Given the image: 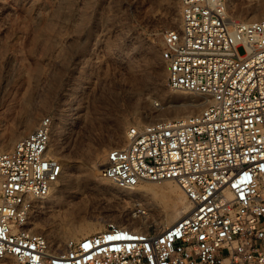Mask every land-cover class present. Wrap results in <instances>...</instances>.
Listing matches in <instances>:
<instances>
[{
	"label": "built area",
	"instance_id": "2783aa9c",
	"mask_svg": "<svg viewBox=\"0 0 264 264\" xmlns=\"http://www.w3.org/2000/svg\"><path fill=\"white\" fill-rule=\"evenodd\" d=\"M181 30L165 33L167 84L211 100L187 121L128 129L101 175L118 187L171 179L192 203L174 225L148 232L109 224L56 253L36 232L62 174L47 156L50 117L0 152V260L14 264H264V20L242 23L227 0H180Z\"/></svg>",
	"mask_w": 264,
	"mask_h": 264
},
{
	"label": "rangeland",
	"instance_id": "374dc122",
	"mask_svg": "<svg viewBox=\"0 0 264 264\" xmlns=\"http://www.w3.org/2000/svg\"><path fill=\"white\" fill-rule=\"evenodd\" d=\"M58 1L0 0V141L13 136L7 151L21 139L12 134L27 115L36 121L32 132L42 118H51L50 155L62 161L65 184L87 191L83 200L60 209L65 220L75 221L92 209L110 215L128 209L127 200L116 195L122 190L111 188L116 193L111 196L104 189L115 185L100 171L107 153L126 144L129 128L157 117L171 121L172 116H157L162 108L189 111L191 117L204 106L194 107L201 97L167 85L165 33L180 26V0H71L70 19H56ZM251 4L258 6L247 12ZM263 5L264 0H229V13L248 22L242 18ZM118 136L123 141L114 145ZM97 157L102 164L89 174ZM146 212L145 225L157 228L152 212ZM40 213L36 229L48 219L45 210ZM109 224L127 222L112 219L100 230Z\"/></svg>",
	"mask_w": 264,
	"mask_h": 264
},
{
	"label": "bare ground",
	"instance_id": "6f19581e",
	"mask_svg": "<svg viewBox=\"0 0 264 264\" xmlns=\"http://www.w3.org/2000/svg\"><path fill=\"white\" fill-rule=\"evenodd\" d=\"M254 6H258V5H255V4L248 5V6H246L245 10L247 12L251 11L252 8H254ZM180 9H181V1H180ZM72 13H73V8H72L71 0H60L58 7L55 11V16L57 17L56 19H59V18L70 19V17L72 16ZM227 14L232 20H235L231 16V14L229 13V0H227ZM242 19H243V21H248V22H242V23L255 22V20L256 21H258V20L263 21L264 20V5L261 7L259 12H257L256 14L253 12L252 13L250 12L248 15H246ZM235 21H237V20H235ZM237 22H239V21H237ZM181 28H182V17H181L180 26L175 30H181ZM165 46H166V44H165ZM162 56H163V53H162ZM167 77H168V70H167ZM183 92H185V91H183ZM187 93L199 96V98L201 97L200 99H202V101L199 104H195L194 107H201V106L205 107V106H207V104H209L211 102V100L205 96H201V95H198L195 93H190V92H187ZM30 98L28 100L31 101ZM25 101H27V100H25ZM26 104H27V102H26ZM28 107H30V106H28ZM24 110H25V108H24ZM159 111L160 112L157 116H166V115L172 116V117H168V119H170L171 121H173V119H175L177 121H187V120L193 118L194 116H196V114H195V115H192L190 117V116H188V113H190L189 111H179V110H173L171 108H162ZM200 111L197 114H199ZM191 113H192V111H191ZM152 116H154V118L157 117L156 115H153V114H152ZM146 117H147V115H146ZM148 118H150V117H148ZM159 119H162V118L157 117L156 120H158V121H156V120H154V121H156V122L167 121V120H159ZM35 124H36L35 118L27 115V117H25L24 124L22 125L21 129L17 130L16 132H14L12 134V135H14V137H20L21 139L16 140L12 144L11 148L7 151H10L11 149H13L16 142H18V141L26 138L28 135H30L32 133V130L35 127ZM142 126H145V125H142ZM142 126H136V127H142ZM54 128L55 127L53 126V122H52V131L50 134V142H51V136L54 132ZM58 132H59V129H58ZM24 134H26V135H24ZM12 140H13V136H9L7 138V140L0 141L1 142L0 143V151H3L5 149V147ZM122 141H123V137L118 136L115 139H113V144L119 145ZM127 141H128V133H126V143H127ZM50 142H49V146H48L47 156H50L51 158H53L54 160H57L61 164L62 174L46 197H44L42 199L35 200L36 205L42 207V208H40L39 213L41 211L43 212L45 210L46 217H48V219L46 222H43L44 223L43 226H39V227H37V229L34 227L33 228L36 232H38V233H40L46 237L48 245L56 253L65 251L67 249V246L70 243V241L101 233L102 230H100V228L102 226V223H109V222H111L112 219L127 222V224L123 226L124 228L133 229V230H136L138 232H148V227L145 225V223L143 221V219L148 218V215H147L148 213L146 212V209H147V210L151 211L153 214L152 218L155 222V225L157 226V228H155V229L157 231H161V230H164V229L174 225L177 221H179L180 219H182L183 217L188 215L189 212L191 211L192 203L190 202L189 198L187 197L184 189L174 180L165 179V180H163L164 182H161L162 180L161 181L142 180V181H140V183H138L135 186L121 188V187H118L112 180H110L106 177H103L100 173V175L103 179H107V180L111 181V183H113V185H115V188L114 187H110V188L104 187L105 190H108L109 192H111V196H113L112 193H115V192H112L111 188L113 189V191H116L115 189H119V190L123 191L122 193H119V194L116 191L117 194L116 193L115 194L122 197V198L124 197L127 200V202L125 203V205H126L125 208H128L129 210L127 209L125 211H118V212L116 211L117 213L110 215V214H105V213L100 212V211H99V213H97V212H95L96 210L94 211L92 209V210H89V212L87 211L88 213L85 212L87 214L78 220H75V221L65 220V218L60 213V209H62V207L65 204L73 203L74 200L77 198L81 199L84 195L87 194L86 193L87 191H86V189H82V188L73 190L71 186L65 184V181H67V177H66L67 175L65 174V172L63 170L62 161L59 160L57 158V156L50 155V153H51L50 148L52 146V144ZM7 151H3V152H7ZM108 153H107V157H108ZM106 161H107V158H106ZM101 164H102V158L97 157L96 160L94 161V164L88 169L89 174L93 173V172L96 173L98 171V168L101 166ZM144 181H148V182H146L145 184H142V182H144ZM171 182H175L179 187L172 184ZM100 186L101 185H99L98 187H100ZM83 199L84 198H82V200ZM142 201H144V202L149 201V203H147V204L145 203V206H142L140 204ZM156 201H158L159 204L156 203ZM128 204H130V206ZM39 218H40V216H39ZM36 224H37V221H36ZM35 227H36V225H35ZM119 227H122V226H119ZM79 236H81V237L77 238ZM7 259H9V261H7ZM12 262L13 261H12V259L10 260V257L9 258L5 257V258L0 260V264H12Z\"/></svg>",
	"mask_w": 264,
	"mask_h": 264
}]
</instances>
